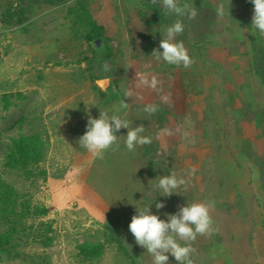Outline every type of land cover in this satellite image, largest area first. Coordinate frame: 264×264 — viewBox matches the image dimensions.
<instances>
[{"label": "rangeland", "instance_id": "obj_1", "mask_svg": "<svg viewBox=\"0 0 264 264\" xmlns=\"http://www.w3.org/2000/svg\"><path fill=\"white\" fill-rule=\"evenodd\" d=\"M180 3L196 17L168 14L152 0H0V175L20 201L49 210L8 220L15 247L0 264H152L128 229L132 216L150 207L167 220L187 203L210 204L217 229L190 242L192 264H264V85L253 60L264 37L251 27L250 0ZM76 4L96 30L70 11ZM177 19L184 31L176 40L194 61L187 69L150 56ZM105 77L110 94L95 83ZM100 111L143 125L152 142L129 151L120 129L119 148L93 156L77 141ZM31 130L49 135L43 158L31 172L10 168V138ZM171 173L186 185L161 196L155 185ZM8 221L0 219V230ZM99 242V257L82 249ZM168 264H177L170 254Z\"/></svg>", "mask_w": 264, "mask_h": 264}, {"label": "clouds", "instance_id": "obj_2", "mask_svg": "<svg viewBox=\"0 0 264 264\" xmlns=\"http://www.w3.org/2000/svg\"><path fill=\"white\" fill-rule=\"evenodd\" d=\"M253 4V15L251 27L255 29L261 37H264V0H250ZM152 3L159 4L168 14L178 17L187 16L193 19L197 15L196 8L188 3L181 5L180 0H152ZM217 16H224L223 3L217 6ZM184 25L177 19L171 26L165 29L159 47L154 48L150 54L157 62H165L177 67L190 68L193 60L188 55L183 42H178L176 37L182 34ZM162 49V50H161ZM107 70V68L105 69ZM142 83L147 84V80ZM156 81L153 79L151 86L155 87ZM125 107L127 105H124ZM154 106H148L145 111L149 114L155 113ZM85 133L79 138L77 143L95 157L102 158L109 149L117 150L118 136L116 133L120 129H127L124 141L127 150L134 151L137 146L150 144L151 138L142 136L143 125L130 128L127 121L116 115L109 117L106 111H100L98 118L89 115ZM196 168L190 169L189 175H194ZM156 189L169 197L176 194V190L186 185L183 177L178 178L175 173L159 176ZM157 210L165 207L164 203L155 204ZM211 205L208 203H191L180 206L175 214H166L167 220H162L156 214H151L150 207L145 210H137L132 216L128 229L134 236L135 243L146 250L153 258L152 264H168L169 254L174 257L177 264H192L191 253L195 251L191 243L197 236L211 237L217 229L214 227L210 214Z\"/></svg>", "mask_w": 264, "mask_h": 264}, {"label": "trees", "instance_id": "obj_3", "mask_svg": "<svg viewBox=\"0 0 264 264\" xmlns=\"http://www.w3.org/2000/svg\"><path fill=\"white\" fill-rule=\"evenodd\" d=\"M70 11L76 14L77 19L85 27L90 28L92 31L96 30L92 16L84 6L76 4L70 8ZM253 60L255 71L261 77L264 85V45L260 46L254 52ZM261 117L264 124V110L261 112ZM21 121L22 119L19 118L10 128H15L16 125L21 124ZM10 141L11 143L6 151V165L10 168H23L31 172L29 166L37 164L45 154V147L49 143V135L46 130L44 133L38 130H31L27 133H20L18 136H13L10 138ZM262 184L264 189V179ZM48 211L46 206L32 205L29 200L24 202L20 201V195L17 189L0 175V219H6L8 221L13 216L23 217L30 213L44 215ZM8 224L9 227L7 229L0 230V258L4 254H9L12 247H15L13 240L16 227L10 221H8ZM108 228L112 231L111 226H108ZM44 236L42 240L49 244L52 241V237L46 232ZM111 240L117 241L115 237H111ZM119 244L123 247L121 242ZM104 246L105 243L103 242L85 243L82 245V249L91 256L99 257L103 252Z\"/></svg>", "mask_w": 264, "mask_h": 264}, {"label": "water", "instance_id": "obj_4", "mask_svg": "<svg viewBox=\"0 0 264 264\" xmlns=\"http://www.w3.org/2000/svg\"><path fill=\"white\" fill-rule=\"evenodd\" d=\"M99 87L100 89L105 93V91L107 93H111V78L110 77H105V78H101V79H98L96 80L95 82Z\"/></svg>", "mask_w": 264, "mask_h": 264}, {"label": "crops", "instance_id": "obj_5", "mask_svg": "<svg viewBox=\"0 0 264 264\" xmlns=\"http://www.w3.org/2000/svg\"><path fill=\"white\" fill-rule=\"evenodd\" d=\"M5 58V64H4V69L6 70V72L7 73H9V74H13V73H15L16 72V69H13V68H8V66H7V64H6V62H7V59H8V55H5L4 56ZM9 76H11V75H9ZM5 80H7V75H5ZM11 82L12 81H8V82H4V85H5V87H8L9 85H10V87H9V89H16L15 87H13L12 88V86H14L13 84H11ZM14 84H16V86H17V83L15 82ZM128 116V115H127ZM128 120H129V117H128ZM167 123H165V125H166ZM66 128V127H65Z\"/></svg>", "mask_w": 264, "mask_h": 264}]
</instances>
